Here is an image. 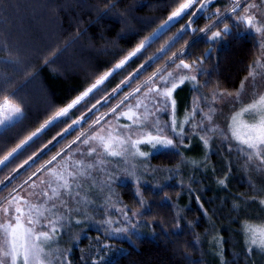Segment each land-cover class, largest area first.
Wrapping results in <instances>:
<instances>
[{
	"label": "trees",
	"instance_id": "1",
	"mask_svg": "<svg viewBox=\"0 0 264 264\" xmlns=\"http://www.w3.org/2000/svg\"><path fill=\"white\" fill-rule=\"evenodd\" d=\"M109 2L115 7L107 8ZM184 2L0 0V105L7 99L22 109L14 126L0 129V159L105 73L112 72L66 117L34 138L23 155L0 166V181L4 182L0 184V208L7 204L5 198L13 189L17 194L27 187L40 172L38 169L65 151L64 147L81 132V126L87 128L104 112L102 108L107 106L102 98L110 97L119 87L127 90L131 84L129 92L173 53L177 57L166 65L167 71L180 59L202 58L209 46H214L209 59L199 66V90L191 84L176 90L180 115L190 111L205 97L203 94L235 92L240 87L249 65L260 56L256 36L239 37L234 32L218 41L209 39L221 24L207 34H191L195 27L204 29L217 19V10L223 15L230 9L231 0H215L195 18L187 15L166 23ZM212 12L213 17L209 15ZM235 16L230 13L221 20L223 24L237 23ZM193 19L191 28L181 33ZM142 43L145 47L136 56L115 69ZM53 59L55 63H46ZM201 136L197 131L174 149L149 152L138 170L123 166L128 172L125 180L110 183L111 199H106L110 203L114 200L111 205L118 210L112 209L108 216L102 211L89 212L91 220L96 213L99 215L95 222L100 225L83 222L82 216L72 214L67 206L64 227L52 245L53 251L63 253L61 264H264V251L254 249L249 253L248 237L242 231L246 223L258 226L264 222V205L259 203L264 193L253 190V186L264 189V172L246 167L234 148L226 150L227 141L219 137L212 141L211 136L205 145ZM30 156L33 160L20 168ZM220 180L225 183L221 185ZM92 189L96 191L98 185ZM104 202L102 196L90 198L89 203L99 206Z\"/></svg>",
	"mask_w": 264,
	"mask_h": 264
},
{
	"label": "snow or ice",
	"instance_id": "2",
	"mask_svg": "<svg viewBox=\"0 0 264 264\" xmlns=\"http://www.w3.org/2000/svg\"><path fill=\"white\" fill-rule=\"evenodd\" d=\"M212 3L213 0H203V2H201V0H186V2L181 3L179 7L172 12L166 23L182 19L187 15H191L195 18ZM242 3L246 5L243 9H241ZM194 5H199V7L190 12L189 10L193 9ZM260 5H264V0H260ZM112 7H115V5L109 2L107 8L110 9ZM258 8L259 5L257 3H247V0H231L230 13L236 14L235 19L237 20V25H244L246 31L259 34L260 38L256 46L260 50V56L249 65L247 76L244 77L241 81L240 87L235 92L215 91L211 97L213 104L223 102L227 105L235 106L237 103H240V110L230 117L232 123L228 125L227 132L218 128V126H212V118L216 113V109L211 105L208 106V113L205 114L201 121L194 125V127L205 129V135L201 136V140H203L205 145L208 144L210 134L219 135L222 139L229 141V151H232L233 148H235L237 153L244 157L246 167H250L258 172H264V91H261V89H264V17L258 20L256 12L252 11L253 9ZM238 9H240L243 14L238 12ZM104 14H106V12ZM220 15H222V13L217 10V19H219ZM209 19H211V17H209ZM194 22V19L189 21V24L181 29V33L185 32L188 28H191V24ZM213 27L214 25H208L204 29H193V31H201L207 34ZM229 32L230 28L225 25L224 29L221 31L211 32V35L208 38L213 41H218L223 39V37ZM144 47L145 44L142 43L133 52L129 53L125 59L116 64L115 69L122 68L129 59L136 56ZM161 52H164V49H161ZM176 56L177 54L173 53V57L170 58L173 63L175 62L174 58ZM46 63H55V59L46 61ZM196 63L197 62H193V64L190 65L181 59L180 63L176 64V68L188 69L191 72V70L196 69ZM143 67L144 65H141V68ZM166 68L167 66L157 69L151 77L143 81L141 85L137 86L132 93H129V95L125 96L120 102L123 104L124 101H127L129 97H134L135 93L140 92L143 88L146 89L143 94L144 98H152L153 107L156 108V111L166 112L169 107L173 109V119L171 123L161 126L158 118L152 124L147 123L149 115H155V113L147 110V106L143 105V100L138 99L134 106L131 104L127 105L128 111L121 113L122 115L128 120H133V117H136V119L133 120V123L152 127L156 133L153 135L151 132L142 131L141 134L146 137L145 139H137L133 141L129 136L127 137V141L124 139L118 141L120 146L125 145L127 142L131 147L136 148V152L133 153V155H146V153L139 151V148L136 147L137 145L144 143L150 144L153 149H157L158 147L163 149L176 148L177 144L174 143L173 139L164 134L165 128H169L175 136L182 137L185 134L183 126L189 122V119H191V117H186L185 120L180 122L179 128H177V122L174 117L175 100H171V97L178 84L174 74L172 72H167ZM115 69L113 71H115ZM110 75H112L111 72L105 73L95 84L92 85V87L88 88L83 95L77 97V99L72 101V103L66 108L57 111L55 115L45 121L40 128L17 144L15 148L0 159V166H5L6 162L18 158L19 155H23V153L27 151V148L31 146L30 142H32L34 138H37L41 132L50 125H53L56 121L60 120V118L66 117L70 109L74 108L84 100V98L92 93L97 86L103 84ZM185 80L193 82L194 88L197 91L199 90V87H201L197 82L196 75L188 74L179 77L180 84H183ZM122 83L128 84L129 81H123ZM169 84L171 87H169ZM117 90L118 89H114L113 94H115ZM245 95L249 96L251 101L246 105L243 103V97ZM157 97L161 98L159 106L156 104ZM201 99L207 98L201 97ZM169 100L171 101L170 105L168 103ZM141 106L145 108L143 120H141L136 112L133 111V107L140 108ZM93 107H95V105H93ZM116 107L119 108L120 105L118 104ZM197 110L203 112V109H200L199 104H197L193 109V115ZM112 111L115 112L116 109L113 108ZM0 112L6 113L0 118V127L5 129L9 126H14L22 115V109L9 105L7 99H5L4 103L0 105ZM99 120L100 118L97 119L96 123H99ZM205 121L208 122L207 126L204 123ZM73 123L78 124L80 121H73ZM71 127L72 125H69V128ZM123 127L129 128L130 126L124 125ZM65 131H68V129H65ZM229 132L231 135H228ZM55 139L56 138L54 137L53 140ZM89 139L99 140L103 144L106 154L109 156L118 157L128 152V147H122L121 150H112V145L104 136L93 135ZM89 139H85L83 143L85 145L89 144ZM108 139H111V133H109ZM232 141H235L236 144L233 145L231 143ZM49 143L51 144L52 141H49ZM73 143H75V141H73ZM69 147L71 146L69 145ZM45 148H47V145H45ZM94 152H96V149L92 148L89 151V155ZM60 155L61 153H57L55 156H52L51 159L41 167V169H38V171H44L47 169V165L56 161L57 157ZM31 160H33L32 156H30L28 160H25L19 167L23 168ZM75 163L76 166L79 167L83 164V161H76ZM68 167L69 165L64 164L59 171L56 168L48 169V174L51 177H54L57 182L62 183H58L57 187H53L52 182L49 181L48 188L51 189V195H49L48 191L40 193L39 195H42L45 199L39 204L30 203L23 197L14 194L16 192L15 189H13V193H9V197L5 198L7 200V206L0 208V212L3 213L4 217L3 219H0V264H61L63 253L58 249L53 251L52 244L57 238L60 229L64 227L61 223L63 217L53 212V209H57L58 207L56 203L57 200L61 206L65 204L62 198V193L59 189H63L64 194H71L72 184L64 176V172L67 171ZM88 167H92V165H89ZM33 175H35V173ZM68 175L72 177L73 182L76 180L75 173L68 172ZM81 175H83V173H81ZM29 180H31V177H29ZM3 183V181H0V184ZM24 183L27 184L28 181L26 180ZM41 183H45V181L41 180ZM219 183L223 185L225 182L224 180H220ZM20 187H23V185H20ZM31 187L34 188L36 185L33 184ZM253 190L258 193H264V189L256 190L254 186ZM76 195L78 196L79 193H76ZM253 199H255V197H253ZM49 201H52V203L50 207H47ZM141 203H143V201H141ZM259 203L264 205V199L260 200ZM0 204H3V201H0ZM21 205H23V207ZM46 213H51V216L46 215ZM77 223H79V221H77ZM116 231L122 232L126 231V229H116ZM242 231L248 237L247 243L249 244V247L247 251L249 253L254 249L264 251V226L257 227L246 223L242 225Z\"/></svg>",
	"mask_w": 264,
	"mask_h": 264
},
{
	"label": "rangeland",
	"instance_id": "3",
	"mask_svg": "<svg viewBox=\"0 0 264 264\" xmlns=\"http://www.w3.org/2000/svg\"><path fill=\"white\" fill-rule=\"evenodd\" d=\"M214 1L215 0H213V2ZM201 2H203V0H201ZM247 3H257L259 5V8L253 9L252 11L256 12L258 20L261 19L262 17H264V5H260V0H247ZM210 5H208V7ZM194 6H196V9L199 7V5H194ZM245 6L246 5L244 3H242L241 9H243ZM238 10H240V9H238ZM212 14H213V12L210 13L209 15H212ZM228 14H230V9H228L226 12H224V14L222 16H220L219 19H215L214 21H212L209 25H213V23L217 20L227 18ZM212 17H213V15H212ZM178 20L179 19L173 20L171 22H175ZM188 24L189 23H187V25ZM185 26H186V24H185ZM242 31L243 32L245 31L246 34H253L254 36H256L257 40L259 41V38H260L259 34H255L254 32L246 31L245 28H243ZM196 39L197 38H195L194 40H196ZM180 60L178 61V64L180 63ZM182 60L185 61L184 59H182ZM171 61L172 60L169 59L164 65H162L158 69L164 68L168 64V62L170 63ZM188 62H189V60H188ZM200 65H202V64H200ZM199 66L196 69L191 70V72H190V70H187V69H177L176 65L168 71L166 69L167 72H172L174 74V77H176V82L178 84V86L175 88V90L172 93L171 100H175L176 90L179 87H181L185 84L193 85V82L188 81V80H185V82L183 84H180L179 83V77L184 76V75H188V74H192V75H196V77H200V73L202 71V68H200ZM152 74L149 77H151ZM149 77H147L143 81L147 80ZM107 79L104 81V83L107 81ZM142 82L137 84L129 92H127V90L130 89L131 84L130 85L126 84L127 85V86L125 85L126 88L128 87L129 89L125 90V88L119 87L118 90L115 92V94L112 93V95L110 97L102 98L101 101L105 100L104 103L106 104L105 106H107V107H103L104 109L102 108V110H104V112H102L100 114H98L99 112L95 113V114H98V117L96 116L97 119L100 118L99 123H96L97 119H94L91 124L89 123L90 125L87 128H83L84 126H81V129H80L81 132L64 147L66 149H65V151H63V153L60 155V157H58L57 160L54 161L52 164L48 165L47 169H45L44 171L38 172V174L34 176V179L31 182V184H29L27 187L25 185L22 189H20L18 191L17 195L28 200L30 203L39 204L41 201H43L45 199L42 195H39L40 193H42L44 191H48L49 195H51V189L48 188V182L49 181L52 182L53 187H57L58 183H62V182H57L54 177H51L48 174V169L56 168L59 171L64 164H67V165H69V167H68L67 171L64 172V176L72 184L71 194H64V190L59 189L60 192L62 193V198H63L65 204L63 206H61L59 204V201L57 200L56 201L57 206H58L57 210H53V212H55L57 215L63 217V219L61 220L62 224L65 223V217L63 216V214L68 212L66 210L67 206H69V208H68L69 211H73L72 214H78V216H82L80 218L81 219L83 218V222H86V223L93 222V225H95V226L100 225L99 223L95 222V219L98 218L99 215L96 213L93 220H91L89 218L90 217L89 212H92L94 214L96 211L97 212L102 211L103 214L108 216V214L111 212L112 209L118 210V208H116V206L111 205L115 202L114 200H111V203L109 201L108 202L106 201V199L107 200L111 199V193L108 194V192H110L109 191L110 186L108 187V185L110 183L115 182L118 179L125 180V179H123V177H125V175H127V174H125V172H127V171H125L126 169L122 168L123 166L125 168L130 166L131 168H129L128 170H132V169L138 170L142 166L143 159L149 154V152L154 153L155 151L163 150V148H159V147L157 149H153L152 146L150 144H147V143L139 144L136 146L137 148H139V151L146 153L145 156H139V155H133V153L136 152V148L131 147V145L129 143L126 142L125 145L120 146L118 144V141L121 139H124L127 141V137H129V136L131 137V139L133 141L137 140V139H145L146 137L141 134L142 131L143 132H151L153 135L156 134L152 127H147L143 124L133 123V120H135L136 117H133V120H128L121 113L127 112L128 111L127 105L131 104L134 106L136 104L137 100L139 99V100H143V105L147 106V110L149 112L155 113V115H149L148 122H147L148 124H152L158 118L160 125L164 126V125L170 124L172 119H173V109L171 107H169L168 111H166V112L156 111V108L153 107L152 98L151 97H149L147 99L144 98L143 94H144L146 89H143V88L141 89L140 92H136L134 97H129V99L127 101H124L123 104L120 103L121 100H123V98L125 96H128L129 93H132L137 88V86L142 84ZM103 84H101V85H103ZM99 86H97V88ZM169 87H171L170 84H169ZM97 88H95L93 91H95ZM261 91H264V89H261ZM125 92H127V93H125ZM212 94L213 93L203 94L205 96L204 98H207V99H201L198 103H194L193 106L191 107L190 111H187L182 115L179 114V112H178L179 108H177V103L175 101L174 117H175V120L177 122L176 123L177 128H179L180 122L185 120L186 117H191V119H189L188 123L184 124L183 127H184L185 134L182 137L175 136V134L172 133L170 131V129L167 127L165 128L164 134L169 136L170 138H172L174 143H176L177 145H178V143L183 142V140H185L186 138L187 139L190 138L197 131H201V133L203 135H205V129L200 128V127H194V125L198 124V122L201 121L202 117L208 113V106L209 105H211L213 108L216 109V113L212 118V126H218V128L223 129V130H225V132H227L228 125L230 123H232L230 117L235 112L240 110L241 104L237 103L235 106L227 105L223 102L213 104L212 100H211ZM121 97H122V99H120ZM118 99H120V100L118 101ZM160 100H161L160 97L156 98V104L158 106H159ZM83 101L84 100H82L79 104H81ZM249 102H251L249 96L245 95L243 97V103L246 105ZM8 103H9V105H11L13 107H17L15 104L11 103L10 101H8ZM168 103L170 105L171 101L169 100ZM118 104L120 105L119 108L116 107ZM197 104H199L200 109H203V112L197 110L195 112V114L193 115V109L196 107ZM76 106L74 108H76ZM74 108H72V109H74ZM113 108L116 109L115 112L112 111ZM72 109H70V110H72ZM133 111H135L137 116H139L141 118V120H143V115L145 113V108L143 106H141L140 108L133 107ZM4 114H6V113L0 112V118H2V116ZM204 123L206 126L208 125L207 121H205ZM83 125H85V124H83ZM124 125H129L130 127L124 128L123 127ZM1 128L2 127H0V129ZM109 133H111V139L110 140L108 139ZM93 135L104 136L106 138V140H108V142L112 145V150H121L122 147H128V152H126V153H124V155L118 156V157L109 156L106 154L104 147H103V144L99 140L89 139ZM228 135H231V133L229 132ZM211 136H212V141H213V138L215 139L216 137H219L220 140L222 139V137L219 135L215 136L214 134H210V137ZM77 138H79V139H77ZM85 139H89V144L85 145L83 143V141ZM222 140H224V139H222ZM73 141H75V143H73ZM225 141L226 140H224L223 142H225ZM215 142H216V140H215ZM218 142H219V140H218ZM227 143L229 146V141H227ZM231 143L233 145L236 144L235 141H232ZM208 144H209V142H208ZM69 145L71 147H69ZM223 146L225 147V144ZM92 148H95L96 152L89 155V151ZM169 149H173V148H169ZM226 150H229V148H226ZM239 156L241 158H244L242 155H238L239 160H240ZM76 161H83V164L80 165L79 167H77L76 163H75ZM243 162H244V160H243ZM89 165H92V167H88ZM68 172H73L76 174V180L74 182L72 180V177H70L68 175ZM115 172H116V175H115ZM81 173H83V175H81ZM27 179H29V178H27ZM41 180L45 181V183H41ZM126 180H127V178H126ZM94 183H95V187H96V185H98V189L96 191H93V189H92V188L95 189ZM33 184L36 185V187H34V188L31 187V185H33ZM88 186H91V190H90V187L88 188ZM100 189H103L106 192H102V191H100ZM76 193H79V195L77 196ZM102 196L105 200V202L103 204H100L98 206V204H96V203L94 205H92V203H89L90 198H92V199L94 197H101L102 198ZM49 202H52V201H49ZM50 205H51V203H50ZM5 206H7V204ZM21 206L23 207V205H21ZM47 207H49V205H47ZM81 212H83V213H81ZM46 215L51 216V213H46ZM133 217H135V216L132 215L131 218H133ZM3 218H4L3 213L0 212V219H3ZM260 226H264V222L261 221V223H258L257 227H260ZM52 245H54V244H52ZM61 262H62V260H61ZM125 264H131V262L127 261Z\"/></svg>",
	"mask_w": 264,
	"mask_h": 264
},
{
	"label": "flooded vegetation",
	"instance_id": "4",
	"mask_svg": "<svg viewBox=\"0 0 264 264\" xmlns=\"http://www.w3.org/2000/svg\"><path fill=\"white\" fill-rule=\"evenodd\" d=\"M208 20H210V19H208ZM207 20V21H208ZM221 24V26L218 28V31H221V29L225 26V25H230L231 27H232V29H233V31H232V33L230 34V35H225V36H231L234 32H236L237 33V35H239V37H243L245 34H246V32L244 31H242L243 30V28H245L244 27V25H237V23H232V24H223V20H217V21H215L214 23H213V25H214V27H217V26H219ZM213 27V28H214ZM194 29H197V27H195ZM241 29V30H240ZM217 31V30H216ZM241 31V32H240ZM192 34V33H191ZM209 47H212L213 48V51H214V46H209ZM213 51H212V53H213ZM211 53V54H212ZM204 57V55L202 56V58ZM188 60H190V58H187ZM209 59V58H208ZM207 59V60H208ZM193 61H198V57H196V60H190L189 62L188 61H186V62H188L189 64H191ZM200 65V63L196 66V68L198 67Z\"/></svg>",
	"mask_w": 264,
	"mask_h": 264
},
{
	"label": "water",
	"instance_id": "5",
	"mask_svg": "<svg viewBox=\"0 0 264 264\" xmlns=\"http://www.w3.org/2000/svg\"><path fill=\"white\" fill-rule=\"evenodd\" d=\"M229 28H230V32L229 33H227L226 35H230L231 33H232V31H233V29H232V27L231 26H229V25H227ZM225 27V26H224ZM224 27L222 28V29H224ZM221 29V30H222ZM191 33L192 34H195L196 33V31H191ZM195 40H193L191 43H193ZM212 51H213V48L212 47H209L208 49H207V51L204 53V57L203 58H200V57H198V61H193V62H197L196 63V66L200 63V64H204L205 63V61L210 57V55H211V53H212ZM202 61V62H201ZM185 63H188V62H186V61H184ZM193 62L191 63V64H193ZM169 63V62H168ZM189 64V63H188ZM190 64V65H191ZM188 70V69H187Z\"/></svg>",
	"mask_w": 264,
	"mask_h": 264
}]
</instances>
